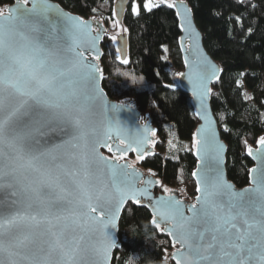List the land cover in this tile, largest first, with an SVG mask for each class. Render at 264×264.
Instances as JSON below:
<instances>
[{"label": "snow or ice", "instance_id": "snow-or-ice-1", "mask_svg": "<svg viewBox=\"0 0 264 264\" xmlns=\"http://www.w3.org/2000/svg\"><path fill=\"white\" fill-rule=\"evenodd\" d=\"M145 7L151 11L158 5ZM53 8L47 0H31V8L19 15L18 9L0 13V264H110L121 206L128 199L140 204L138 197L147 192L136 187L132 165L113 163L99 148L121 153L120 159L137 151L144 160L150 130L145 126L131 133L109 118L118 109L104 101L98 83L102 69L80 51H94L99 37L91 35L83 19L57 10L63 21L59 35L51 20ZM201 68L195 77L188 75L193 95L202 88L211 91L204 83L209 76L219 79L215 65L205 60ZM53 133L60 135L53 139ZM113 135L119 138L115 149L109 143ZM258 142L262 163L251 170L250 187L236 190L218 166L203 175L194 172L200 195L188 206L191 215L179 199L162 196L151 223L174 242L188 237L195 245L210 244L211 254L198 257L203 264H264V136ZM201 143L196 139L198 155ZM82 145L91 146L92 159L80 151ZM248 154L253 155L251 147ZM97 162L107 167L114 191L90 170L94 164L99 169Z\"/></svg>", "mask_w": 264, "mask_h": 264}, {"label": "trees", "instance_id": "trees-1", "mask_svg": "<svg viewBox=\"0 0 264 264\" xmlns=\"http://www.w3.org/2000/svg\"><path fill=\"white\" fill-rule=\"evenodd\" d=\"M15 1L0 0V9ZM52 1L85 18L119 24L115 0ZM138 1L139 11L133 12V0L120 26L127 34L129 62H114L104 44L102 86L115 101H134L158 129L154 155L136 160L130 154L128 159L158 177L162 186L157 193L178 189L185 201L193 202L198 190L192 173L198 159L192 143L199 120L192 97L177 83L185 66L179 18L170 2L151 0L158 7L149 11L146 0ZM185 1L193 9L205 48L223 70L212 87V109L228 145V178L238 188L246 187L253 167L246 151L264 136V0ZM152 218L146 203H128L119 224L123 248L114 253L112 264H176L168 256L174 249L170 236L156 228Z\"/></svg>", "mask_w": 264, "mask_h": 264}, {"label": "water", "instance_id": "water-1", "mask_svg": "<svg viewBox=\"0 0 264 264\" xmlns=\"http://www.w3.org/2000/svg\"><path fill=\"white\" fill-rule=\"evenodd\" d=\"M133 0H115L114 4V13H115V19L118 21L120 26L124 25V17L129 10V6ZM48 4H51L54 6L52 9L51 14V20L56 26L57 33L61 36H63V21L57 16V10L60 14L66 13L68 16L76 17L78 19H83L91 26V35L92 36H98L99 38L96 40L95 43V49L94 51H90L86 48H81L80 51H82L86 57L87 60H90L94 62L100 69H102V78L98 80V83L100 85V88L102 89L104 93V101L109 106H117V113L109 112V118L110 119H118L121 126L128 129L131 133H134L136 131H142L143 128L146 126L150 131L148 133L149 136V143L146 144V146L143 148V153L145 156L152 157L154 153L156 152V148H154V143L157 141V138L155 137L158 129L153 126L151 118L149 119L147 116H144L141 112V110L136 106L134 101H128L126 102H119L113 100L105 91L104 86H102L103 83V66L100 64L101 59L104 55L103 49H104V40L109 35L107 25L104 21H100L97 17L92 16L91 18H85L82 15H78L73 12H69L66 9L62 7V5L57 2H54L52 0H47ZM175 3L177 5L176 8H174L176 14L179 12L180 15H177V18H179V24L180 29H182V34L180 36V49L182 50V56L184 61V70L178 77L177 83L179 87L186 93H188L192 97V104L195 107L196 114L198 120H199V126L195 131L194 134V140L192 143L193 151L195 154V157L198 159V163L196 165V170L194 172H198L200 175L204 174V171L207 169H211L214 167H219L223 171V175L225 180L234 186L236 190H242L245 188H248L252 184V178L253 173L251 170L253 168H257L259 165H261L262 161L260 158V154L258 152L259 149H261V145L258 142V145L255 147H251L253 150V155L248 154V150L246 151V155L250 157V159L253 162V167L250 170V184L246 187H240L238 188L235 183L228 178L227 173V152H228V145H226L225 141L222 138L221 132H220V125L218 124V119L213 112L212 109V87L217 82V79L209 76L208 79L204 81L206 88L211 89L210 92H206L205 89H200L198 95H193V88L191 85V82L188 80V75L191 73L195 77L196 73L202 71L201 68V62L207 61L211 64L215 65L217 69H220L221 71H218L216 75L219 76V78L222 76L223 70L221 69V65L219 62H217L208 52V50L205 48L204 38L203 34L200 28H198L196 24V20L193 14V9L187 3L185 0H172L170 4ZM23 8H31V0H29L27 5L23 4V0H16L13 4L5 6L4 15H8L10 9H18L17 14H20V11H22ZM185 9L188 11L185 12ZM184 24L185 27L182 28L181 24ZM117 42V51L120 55V61H123L127 57V48H128V42H127V34H119L116 37ZM63 43V41H61ZM98 57V59L96 58ZM187 60V63L185 62ZM205 116L208 117V121L206 122ZM155 132V135H152L151 133ZM57 135H60L58 133L51 134V138H56ZM47 139V138H46ZM196 139H200L202 141L200 145V152L199 155L196 152ZM110 144L113 145V149H115L116 145L119 143V138L115 137L113 135L112 140L109 141ZM220 146H222V149H220ZM122 147V146H121ZM217 150L220 151V159L217 160L216 153ZM81 152L89 153V159H92L90 152H91V146L89 145L87 148H85L83 145L81 146ZM99 152L109 159L112 160L113 163L116 164H129L132 165V167L135 169L136 175L138 176V180L136 181V187L141 190H145L147 194L138 197L141 202L146 203L151 210V213H153V207L155 205V202L159 200L160 197H169L173 196L176 199H179L182 201L184 207V211L186 215H191V212L188 211V206L196 203V198L200 195V192L197 191V196L193 200V202L185 201L183 198V195L181 191L178 189H171L170 192H156V189L161 188L162 182L158 179L156 176H152L150 173H148L144 168H141L138 164H133L132 161L128 160V157L130 154H134L135 159H138V153L137 151H128L127 155L123 156V159H120L121 153L116 152L115 150L109 151L106 147H100ZM99 165V169L97 168V165L94 164L91 167V171L101 176L102 179L105 180V182L108 184V190L114 191L111 185V182L107 180V167L103 165L102 162H97ZM129 171H132V169H129ZM193 178L195 179V182L197 183V177L193 175ZM151 180L152 184H145L144 181ZM159 181V183H157ZM121 188L125 187V185L122 183L120 185ZM198 189V184H197ZM4 193H0V196H3ZM135 203L134 200L128 199L126 203H124L121 206V210L119 212V217L117 221V227L113 231V237L115 240V247L111 251L110 256V264L113 263V256L114 253L117 250H121L122 242L120 240L119 232H120V221L122 218V212L128 205V203ZM136 204V203H135ZM199 207V205H197ZM154 216V213H153ZM159 222V221H158ZM161 227H166V225L162 224ZM164 234H167L166 231H163ZM79 234V233H77ZM168 235V234H167ZM174 249L168 252V256L170 259L175 261L176 264H181V261L183 259V256L185 253H189L197 260V264H203V262L199 261L198 257L201 255V252L197 253L196 251H188L187 246L184 244L183 241L177 239L175 242L173 240V237L170 236ZM193 245L197 243L195 239L189 238ZM85 243H87V238ZM86 260H90L91 256H86Z\"/></svg>", "mask_w": 264, "mask_h": 264}, {"label": "rangeland", "instance_id": "rangeland-1", "mask_svg": "<svg viewBox=\"0 0 264 264\" xmlns=\"http://www.w3.org/2000/svg\"><path fill=\"white\" fill-rule=\"evenodd\" d=\"M156 2H162V0H156ZM168 2H171V0H168ZM148 3L154 4L153 1L146 0V4H148ZM134 7L138 8V11H139V1L138 0H135L132 9ZM3 12H4V9H0V13H3ZM100 21H102V20H100ZM105 23L107 25V29H108L109 35L105 38L104 43H105V46L107 47L109 53L111 54V57H112L113 61L117 63L119 61V59H118L119 53H118L117 48H116L117 42H116V40L113 41L111 39V37L112 36H118L119 34H123V33H125V31H123V29L120 27V25L116 24L115 22L114 23L105 22ZM126 103H128V102H126ZM130 161H132V163L134 165L137 164V162L135 160L131 159Z\"/></svg>", "mask_w": 264, "mask_h": 264}, {"label": "clouds", "instance_id": "clouds-1", "mask_svg": "<svg viewBox=\"0 0 264 264\" xmlns=\"http://www.w3.org/2000/svg\"><path fill=\"white\" fill-rule=\"evenodd\" d=\"M183 242L184 244L190 246V247H198L201 252V256L208 257L211 252V245L205 243L204 245H193L191 240L188 237H183ZM181 264H197L196 258H194L192 255L189 253H185L183 256V259L181 261ZM213 264H220V261H213Z\"/></svg>", "mask_w": 264, "mask_h": 264}, {"label": "flooded vegetation", "instance_id": "flooded-vegetation-1", "mask_svg": "<svg viewBox=\"0 0 264 264\" xmlns=\"http://www.w3.org/2000/svg\"><path fill=\"white\" fill-rule=\"evenodd\" d=\"M117 37V36H116ZM116 48H117V44H116ZM119 57H120V55H119ZM120 59V58H119Z\"/></svg>", "mask_w": 264, "mask_h": 264}]
</instances>
